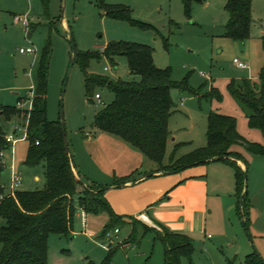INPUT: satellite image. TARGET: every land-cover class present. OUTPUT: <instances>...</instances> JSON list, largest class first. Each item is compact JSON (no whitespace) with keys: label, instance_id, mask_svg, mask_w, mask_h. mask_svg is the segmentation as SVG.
Listing matches in <instances>:
<instances>
[{"label":"rangeland","instance_id":"374dc122","mask_svg":"<svg viewBox=\"0 0 264 264\" xmlns=\"http://www.w3.org/2000/svg\"><path fill=\"white\" fill-rule=\"evenodd\" d=\"M104 1L128 5L132 9L133 18L152 26L144 28L126 20L107 17L98 0H47L45 3L43 0H0V51L14 56L20 64H25L26 60L31 61L34 57V82L43 48L50 44L52 52L48 65V117L51 120H60L61 112H64L66 138L72 152V144L81 137L85 138L87 131L93 133L95 115L104 105L111 103L115 95L107 86L98 85L90 101L86 94L85 74L79 62L74 63L68 75L72 59L71 37L78 51L102 52L105 45L114 40L149 45L153 49L154 61L158 67L171 69L172 79L178 83L187 81L188 86L197 93L181 88L172 89L171 96L176 106L169 120L170 139L175 137L178 141L184 138L192 141L191 147L198 146L205 137L201 130L206 116L215 111L234 116L237 129L243 136L254 142H263L262 131L249 125L244 110L229 90V84L232 80L241 81L247 78L255 85L256 90L259 89V74L264 67V0H253L251 35L245 41L224 35V25L227 22L225 0L193 1L190 14L186 12L183 0ZM17 17H22V21L17 20ZM25 18L30 22V27L35 28L31 30V40L26 35L23 22ZM27 47L36 48L37 51L29 55L21 54L20 49ZM235 58L246 62L249 68L239 67L234 62ZM6 62L1 59L0 74L7 77L6 81L9 83L0 87V100L14 104L17 95L13 93L15 89L10 87L11 69L7 70ZM87 71L116 80L140 78L139 75L131 73L128 59L124 55L115 56L114 60L105 56L95 57L91 59ZM212 88L217 90L219 97L204 96ZM28 92L29 88L26 93ZM96 93L101 95L100 100L94 96ZM14 125V122L9 124V133L14 131ZM19 134L16 133L17 136ZM29 145L28 139H20L4 149V162L1 164L4 169L0 172L1 186L11 187L14 174L18 172L23 179L19 189L35 190L45 186V161L36 166L24 163ZM173 145L170 141L165 161L175 148ZM239 146L243 152L247 151L244 145ZM191 147L189 144H180L176 151L177 157L190 152ZM248 162L250 163L249 160ZM254 170L255 165L249 176L248 168L250 187ZM36 175L41 179H36ZM7 194L11 192L4 188V195ZM75 198L77 200V195ZM234 213L236 220H222L220 217L213 221L209 218L208 233L213 238H208L207 241L212 243L211 251L206 249L203 252L205 256L199 254V261L193 256L194 264H228V258L236 259L235 264H243L244 245L249 246L250 252L257 250L262 255L251 227L249 235L236 209ZM0 224H4V221L1 220ZM137 227V237H128L130 228L124 224L120 225V233L113 232L112 246H120L114 253L112 264H165L164 246L156 237L154 229L145 230L140 225ZM125 240L130 244L122 246L121 243ZM109 244V237L99 239L78 233L68 236L51 233L48 238V264H89V261L99 264L107 255ZM3 248L0 242V255ZM182 264H191L189 258L184 256Z\"/></svg>","mask_w":264,"mask_h":264},{"label":"trees","instance_id":"16d2710c","mask_svg":"<svg viewBox=\"0 0 264 264\" xmlns=\"http://www.w3.org/2000/svg\"><path fill=\"white\" fill-rule=\"evenodd\" d=\"M98 1L107 17L126 20L144 28L152 26L133 18L132 9L126 4ZM193 1L205 0H183L188 14ZM252 1L226 0L224 8L229 17L225 24V36L241 41L250 37L253 21ZM32 29L30 27V32ZM51 52L48 43L43 48L36 71V93L32 109H21L16 105L1 106L3 123H0V149L8 147L4 123L17 116L21 120L16 124L27 129V139L30 142L24 163L36 166L45 161L46 184L41 189H20L9 195H4V188H0V221H4V224H0V242L4 246L0 264H48L49 235L51 233L71 235L78 209L94 214L106 212L109 215V220L101 232L102 238L107 237L111 230L123 223V216L113 210L105 196V191L110 185L100 184L74 173L73 156L68 154L64 144L61 117L60 120H51L48 117V65ZM118 55L127 57L130 71L139 75L138 80H116L88 73L91 59L105 56L114 60ZM76 62L80 63L84 71L86 94L90 101L98 85L107 86L115 95L111 103L104 105L97 112L94 126L98 130L119 136L138 148L158 164L157 171L177 172L189 166L206 164L214 160L232 165L239 197L238 211L249 231L247 216L250 199L245 182L247 170L237 162L242 160L247 164V160L231 147L239 143L254 154L264 155V142H254L245 138L238 131L234 116L211 111L207 118L206 144L178 158H175V155L180 144L176 145L170 164L165 165L164 159L170 137L169 120L175 107L171 90L181 88L192 93L197 92L188 86L187 81L181 83L174 81L171 69L158 67L154 61L152 47L143 43L114 40L108 42L102 52L77 50ZM259 79L258 90L247 78L241 81L232 80L229 90L244 110L249 125L260 129L264 136V67L260 71ZM204 96L219 97V94L212 88L211 92ZM3 169V165L0 164V172ZM79 178L87 186L82 185ZM129 178L130 176L116 179L115 183L117 186L124 185ZM132 236H136L135 228L130 237ZM156 237L163 243L165 264H182L184 256L194 264L195 246L188 234L164 229L163 233L157 232ZM117 248L110 243L107 255L99 264H112ZM235 261L236 259H230L228 264H235ZM89 264L95 263L89 261ZM244 264H264V257L257 250H253L245 256Z\"/></svg>","mask_w":264,"mask_h":264},{"label":"crops","instance_id":"0c3cea01","mask_svg":"<svg viewBox=\"0 0 264 264\" xmlns=\"http://www.w3.org/2000/svg\"><path fill=\"white\" fill-rule=\"evenodd\" d=\"M225 3L226 0L224 4ZM228 17L227 13L225 22L228 20ZM64 25L66 26L67 23ZM20 53L29 55V53L26 52L20 51ZM1 59L7 61V70L11 69L10 78L12 85L10 87L15 89L13 93L17 95L14 104H8V102H2V100H0V123H3L1 106H17L19 101L27 97L26 91L30 83L36 84V80L34 82L32 79V64L34 62V57H32L31 61L26 60L27 63L20 64L14 56L11 57L10 54L0 51V63ZM29 65L31 66L30 70ZM248 68L249 65L242 69ZM6 80L7 77L0 74V87H3L5 83H9ZM19 91L22 93L20 94ZM206 117L208 118V114ZM20 120V118L14 116L11 120L5 122V131L8 132V127L11 122L16 124V122ZM201 131L204 133L205 137H202V142H200L198 146H193L194 148L191 147L192 141L190 140L180 138L177 141L175 137L172 139L169 137V139L172 145L174 144L173 148L176 146L175 142H180L181 145L189 144L191 147L190 151H192L195 148L204 146L207 142V119L204 121ZM85 136V138L81 137L76 143L72 144L71 147L73 148V152L70 149L73 156L74 172L77 176L79 173L83 177L97 183L110 185L105 191V196L113 210L118 215L123 216L122 224L130 228L128 237L132 234L134 228L136 232L138 228L137 225L142 226L144 229L151 227L149 230L154 229L153 231L156 234L157 232L163 233L164 229L188 234L195 246L193 256H195L196 261H199L201 255L205 256L203 252L206 249L211 251L212 247V243L207 241L208 238H213V235L208 233V229L210 228L209 218L213 221L220 217H222V220H236V215L234 213L236 209L244 221L238 211L239 197L236 190L235 170L229 163L221 160H214L206 164L189 166L177 172L157 171L158 164L155 161L149 159L138 148L119 136L98 130L95 126L93 127V133L87 131ZM170 141L168 140L167 146ZM258 141L261 142V139H258ZM239 145L240 144H233L231 149L240 152L246 158L247 164L242 160H237L238 164L243 169H246L247 173L249 168V176L251 169L255 165V170L253 171L251 179V187L250 182L248 186L247 179V191L248 195L250 194V209L247 217L249 220V231L251 227L257 241V246L264 256V155L254 154L248 150L243 152ZM173 152L174 149L171 155ZM171 155L168 160L165 161L164 159L165 165L170 164ZM175 157L178 158L177 153ZM3 162L1 161L0 164ZM127 176H130V178L125 184L117 186L118 184L115 183L116 177L120 179ZM35 178L41 179L39 175H36ZM0 187L3 188L4 186L0 185ZM5 189L8 190L7 187ZM79 211H81L80 214ZM108 220L109 215L106 212L95 215L78 209L71 235L78 233L90 238L105 239L106 237H101V232ZM77 226H79V228H76ZM117 228H119V232H115V229H113L110 231L111 235H107V237L110 238L111 244L113 242L111 238L113 232L116 234L121 232L120 225H118ZM121 244L122 246H126L129 245L130 242L125 240ZM204 245L208 246V248H205ZM119 246L120 245H117L116 247ZM244 247L245 259V256L250 253V251L249 246L244 245ZM229 260L230 258H228V261Z\"/></svg>","mask_w":264,"mask_h":264},{"label":"built area","instance_id":"2783aa9c","mask_svg":"<svg viewBox=\"0 0 264 264\" xmlns=\"http://www.w3.org/2000/svg\"><path fill=\"white\" fill-rule=\"evenodd\" d=\"M17 20L22 21V17H17ZM23 22H24V26H25V30H26V35L29 38V40H31V38H30V22L26 18L23 20ZM20 51L33 54L37 51V49L33 48V47H27V48H21ZM234 62L241 68L248 67V64L246 62L240 60L239 58H235ZM35 93H36V84L32 83L29 87V92L27 94V97L24 100L19 101L17 103V107L21 108V109L31 110L33 107V101H34ZM95 97L98 100L101 99V95L99 93H96ZM16 133H20L19 136H17ZM27 137H28L27 129L23 126H19L18 124H15L14 125V131L10 132V133L7 132V134H6V142L8 143L7 148L11 147L17 140L27 139ZM37 143H38V141H37ZM0 160L2 162L4 161V149L3 148L0 149ZM22 182H23V179H22L21 173L20 172L15 173L14 177H13L12 186L7 187L9 189V191L11 192V194H15V192L17 190H19ZM115 232H119V228H116ZM108 235L110 236L111 232H109Z\"/></svg>","mask_w":264,"mask_h":264},{"label":"water","instance_id":"95a60500","mask_svg":"<svg viewBox=\"0 0 264 264\" xmlns=\"http://www.w3.org/2000/svg\"><path fill=\"white\" fill-rule=\"evenodd\" d=\"M70 41H71V47H72V59H71V64H70V67H69L68 75L70 74V72L72 70V67H73V65H74V63L76 62V59H77V49L75 47L74 40H73L72 37H71ZM61 125H62L63 134H64V144H65V147H66V150H67L68 154L71 155L70 148H69V143H68V140L66 138V127H65L64 112L63 111L61 112ZM73 170H74V168H73ZM169 172H172V171H169ZM247 179H248V177L246 175V178H245L246 186H247ZM79 182L82 185L87 186V184L80 178H79ZM244 225H245V222H244ZM245 228H246V226H245ZM247 232H248L249 235H251L248 230H247Z\"/></svg>","mask_w":264,"mask_h":264}]
</instances>
